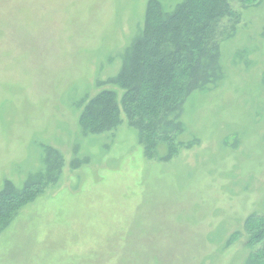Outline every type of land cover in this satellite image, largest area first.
Listing matches in <instances>:
<instances>
[{
    "label": "rangeland",
    "instance_id": "obj_1",
    "mask_svg": "<svg viewBox=\"0 0 264 264\" xmlns=\"http://www.w3.org/2000/svg\"><path fill=\"white\" fill-rule=\"evenodd\" d=\"M147 1L0 0V189L44 172L46 146L63 157L0 232V264H246L244 223L264 213V0H231L222 79L186 99L166 161L124 114L101 134L78 125Z\"/></svg>",
    "mask_w": 264,
    "mask_h": 264
},
{
    "label": "trees",
    "instance_id": "obj_2",
    "mask_svg": "<svg viewBox=\"0 0 264 264\" xmlns=\"http://www.w3.org/2000/svg\"><path fill=\"white\" fill-rule=\"evenodd\" d=\"M238 17L231 0H174L170 8L161 0H148L143 24L122 53L118 72L102 83L112 87L101 89L82 107L78 116L82 132H109L124 114L147 158L156 157L161 145L166 152L159 159L171 158L179 146L175 138L184 131L181 116L186 99L222 79L220 42L231 36ZM44 150V172L29 176L21 187L4 181L0 232L23 205L59 178L61 153L51 146ZM73 162V166L81 164L78 159ZM244 230L250 249L245 263L264 264V213L250 215Z\"/></svg>",
    "mask_w": 264,
    "mask_h": 264
}]
</instances>
